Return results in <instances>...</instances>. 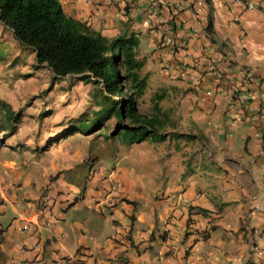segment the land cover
I'll return each mask as SVG.
<instances>
[{"label": "crops", "instance_id": "0c3cea01", "mask_svg": "<svg viewBox=\"0 0 264 264\" xmlns=\"http://www.w3.org/2000/svg\"><path fill=\"white\" fill-rule=\"evenodd\" d=\"M60 1L108 37L130 19L162 85L138 109L149 117L158 100L164 138L119 140L96 171L82 158L40 204L25 161L2 159L0 264H264V0ZM34 64L0 21V83L55 80Z\"/></svg>", "mask_w": 264, "mask_h": 264}, {"label": "rangeland", "instance_id": "374dc122", "mask_svg": "<svg viewBox=\"0 0 264 264\" xmlns=\"http://www.w3.org/2000/svg\"><path fill=\"white\" fill-rule=\"evenodd\" d=\"M122 23L124 26L118 35L134 30L130 19L122 20ZM144 57L139 50L136 58L141 60ZM147 69V66H141L137 70V74L147 79L144 93H161L162 85L153 79ZM121 74H125L123 66ZM14 79L0 83V93L6 98L11 96L9 98L12 101L10 105L0 99V161L6 158L25 161H21L20 169L27 175V189L38 194L34 203L40 204L41 197L52 181L64 170L72 168L74 163L85 158L84 170L96 171L98 161L114 155L118 150L119 137L110 136L115 125L113 116L104 119L87 133L67 132V127L83 116L87 119L101 116L105 112L102 94L112 101H121L125 96H134L135 93L127 79L122 80L125 91L122 97L105 91L103 83L76 76L51 82L48 78L47 86L36 89L34 86H39L37 80L29 84L27 78H23V81L21 78L16 81ZM39 108L42 109L38 111ZM9 112L20 118L9 120ZM38 157L42 161L34 162ZM30 198L28 201H32Z\"/></svg>", "mask_w": 264, "mask_h": 264}, {"label": "trees", "instance_id": "16d2710c", "mask_svg": "<svg viewBox=\"0 0 264 264\" xmlns=\"http://www.w3.org/2000/svg\"><path fill=\"white\" fill-rule=\"evenodd\" d=\"M0 21L22 45L34 50L35 67L47 66L55 80L67 76L92 79L103 83L108 93L121 97L125 92L122 80L130 82L134 96L112 101L102 94L105 112L92 119L79 118L67 132L87 133L113 116L115 125L110 136H118L122 143L139 142L149 136L154 140L164 138L157 129L162 126L158 100L149 117L138 109L137 98L144 93L147 79L137 74L142 62L136 58L139 39L134 32L108 37L86 21L68 15L60 0H0ZM8 118L20 116L9 112Z\"/></svg>", "mask_w": 264, "mask_h": 264}, {"label": "built area", "instance_id": "2783aa9c", "mask_svg": "<svg viewBox=\"0 0 264 264\" xmlns=\"http://www.w3.org/2000/svg\"><path fill=\"white\" fill-rule=\"evenodd\" d=\"M218 69H221V68H220V66L218 67V65H216V64L210 63L208 65V71H215V70H218ZM179 73H180V75H186L187 74V71H186V68H185V63H183V64L181 63L180 64V72ZM175 197L179 198L178 196H173V198H175ZM179 199H181L185 203L187 202L186 198L180 197ZM64 259L65 258H62V260H64ZM67 259H66V261H67L68 264H84V263H82L80 261H77L78 263H76L75 261H71L70 258H67Z\"/></svg>", "mask_w": 264, "mask_h": 264}]
</instances>
